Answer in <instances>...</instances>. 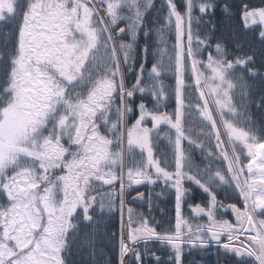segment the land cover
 <instances>
[{
	"label": "snow or ice",
	"instance_id": "obj_1",
	"mask_svg": "<svg viewBox=\"0 0 264 264\" xmlns=\"http://www.w3.org/2000/svg\"><path fill=\"white\" fill-rule=\"evenodd\" d=\"M167 5L166 25L174 22L177 35L175 118L147 111L141 103L139 118L122 130L125 113L131 111L126 98L135 92L156 95L163 91L144 82L142 64L132 90L126 89L121 67L132 69L138 36L144 30L146 14L154 7L153 0H0V23L17 21L15 49L7 54L11 70L7 87L0 94V191L6 200L0 204V264H66L64 254L81 223L93 222L89 212L94 211V205L99 202L101 210L107 207L111 211L118 194L122 212L126 190L160 180L171 182L176 190L174 232H157L147 217L129 208L127 242L123 216L121 219L120 264L128 254L134 264H142L136 245L153 240L171 245L177 261L181 245L208 246L215 241L226 251L251 258L253 264H264V219L259 218L264 216V142L256 143L253 135L234 123L241 114L233 101L236 85L230 78L237 66L253 63V56L228 60L217 44V57L209 53L206 62L196 59L199 46L207 40L196 36L198 47L193 48V8L207 13L214 5L207 0L198 4L186 0L184 14L173 0H167ZM242 19L246 28L249 22L264 25V7L245 6ZM124 35L130 39L123 40ZM259 36L264 38V31ZM147 51L145 47V54ZM4 55L0 53V59ZM186 56L190 59L191 87L198 91L201 102L194 107L211 128L209 135L215 137L220 156L227 163L228 178L209 167L202 182L185 171L193 165L182 140L196 144L186 136L182 124ZM158 75L153 65L148 79ZM117 98L119 123L111 120ZM146 118L154 122L153 129L162 122L175 129L174 171L154 158L152 129L143 125ZM102 126L112 138L101 132ZM222 133L230 152L224 147ZM237 145L247 150L246 165L240 162ZM134 150H138L139 159ZM184 180L194 182L210 196L207 207L190 206L195 218L206 219L205 224H193L181 216ZM217 182L233 183L242 198L243 208L229 205L236 223L217 219L218 201L212 191ZM116 183V192L99 191L98 186ZM143 196L138 193V198ZM241 236L246 239L241 240Z\"/></svg>",
	"mask_w": 264,
	"mask_h": 264
},
{
	"label": "trees",
	"instance_id": "obj_2",
	"mask_svg": "<svg viewBox=\"0 0 264 264\" xmlns=\"http://www.w3.org/2000/svg\"><path fill=\"white\" fill-rule=\"evenodd\" d=\"M200 2L203 0H193L194 4ZM207 2L214 5V9L207 13H201L198 8H193L191 23L193 45L198 47L195 42L196 36L207 40L205 45L199 46L206 59L209 53H216L217 44H220L224 49L228 60L253 56V63L247 66H237L245 90H239V97L235 100L236 107H240L239 113L241 114L235 120V124L253 135L256 138V143L264 142V38L259 36L260 31H264V29L261 26L251 25L246 28L242 19L245 6L249 9L261 8L264 7V0H207ZM173 3L176 4L177 10L181 14L185 13L186 0H173ZM153 5L154 7L146 14L144 30L138 36L132 69L125 68L126 81L130 88L136 83L141 64L143 68L145 66V69H150V65L154 64L155 56L153 54L157 50L164 49L167 44L177 45L175 32L171 25H166L167 0H153ZM16 27L17 21L0 23V53L5 54L3 59H0V94L7 87L11 70L7 54L15 49ZM145 32L147 35L144 34ZM124 37L128 38L127 35ZM186 40L185 36V42ZM145 47L148 49L147 54L144 52ZM248 69H252L255 75ZM194 94L196 96V92ZM141 103L148 104L150 107L151 97L142 99L139 94L135 93L134 99L131 101L134 113L130 122L137 117L138 107ZM101 131L105 133L103 128ZM209 132L211 133V130ZM192 133L191 138L196 141V144H192L193 158L199 163L198 167H203L205 163L200 152L213 153L215 151L214 140H209L208 137L206 143L209 144V147H200L198 146L202 143L200 136L196 131H192ZM245 163L246 161L242 162L243 165ZM191 171H193V167ZM170 184L148 183L127 190L125 197L127 219L128 209L131 208L134 213L147 217L157 232L161 234L173 233L176 218V190ZM182 187L185 189V194L181 198L183 218L192 214L190 206L200 204L207 207L210 201L208 193L192 183H186ZM118 189L119 184H114L111 187L105 186L99 191L116 192ZM138 193H143L144 196L138 198ZM215 194L218 201L216 214L224 220L236 223L235 213L229 205L234 204L243 208L238 191L234 186L228 184ZM119 201L120 197L117 194L111 211L107 207L101 210L99 202L94 205V211L90 210L89 212L93 216V222L91 224L81 223L80 230L72 238L70 247L64 254L66 264H120L122 212ZM5 203V194L0 191V204ZM259 218L264 219V216ZM126 233L128 235L127 227ZM240 239L245 240L246 236H242ZM234 243L239 244V241H234ZM136 247L141 252L142 264H253L251 258L239 257L233 252L226 251L215 241H211L208 246L187 243L181 245L182 252L179 261H177L175 250L171 245L156 240L147 244L141 241ZM156 257H159V260ZM124 258L123 264H134L132 255H126Z\"/></svg>",
	"mask_w": 264,
	"mask_h": 264
},
{
	"label": "rangeland",
	"instance_id": "obj_3",
	"mask_svg": "<svg viewBox=\"0 0 264 264\" xmlns=\"http://www.w3.org/2000/svg\"><path fill=\"white\" fill-rule=\"evenodd\" d=\"M122 25L123 24H121L120 26L122 27ZM249 25L261 26L264 29V25H260V24L252 25L250 22H249ZM171 27H172V30L175 32V36L177 39L174 22L171 24ZM186 27H187V22L185 23V28ZM124 36L122 37L123 40L128 41L130 39V37H128V36H127L128 38L125 39L126 37H124ZM186 42H187V40H186ZM186 42H185V44H186ZM193 48L196 49L197 46L193 45ZM175 55H176V46L169 45V44L165 45L164 49L157 50L153 54V56H155L153 65L157 66V69L159 71V75L155 76L152 80L148 79V74L151 72L153 65L152 64L150 65L151 66L150 69H145V66L143 68V80H144V82L149 83V84L154 83L157 85L158 88L162 87V89H163L162 92H159L156 95H154L152 91H146L144 93L135 92L137 95L139 94L140 98H142V99L146 98V97H151V103H150L151 106L150 107L148 104L143 103L146 106L147 111L153 112L155 114H166L168 116L173 117V119L175 118V113H176V109L178 106L177 100H176V95H175V89H176ZM211 55L213 57H217V53H215V54L211 53ZM196 59H198L200 61H205V62L207 61L205 56H203V52H202V49L200 47H199V52L196 55ZM144 62L146 63L145 59H144ZM121 67H122V70L124 72L125 87L128 90H132V88L129 87V85L126 81V77H127L126 69L123 65ZM201 68H202V65H201ZM139 74H140V71H139ZM205 75H207V73H205ZM239 76L240 75L238 73V67H236L234 69L231 77H230L232 79L233 83L236 85V87L232 93L234 103H235V100L238 99V97H239V93H240L239 90H245L244 82L242 81V79ZM184 79H185L186 87L184 89L183 95H184V103H185L186 107L183 109L184 116L182 119V124L186 130V136H188L192 140V138H191L193 136L192 131H196L197 135L200 136V138L202 140L201 144L204 147H209V144L206 143L207 138L209 137V140L210 139L214 140L213 148L215 149V151L213 153H211V155H209V153H205L203 151L200 152L205 164L203 165V167H198L199 163L196 160H194V158H193L192 144H189L188 139L182 140L181 146L184 149L186 156L191 159L192 165H193V171H191L187 168L185 169V171L186 172L190 171V174L197 175V178L201 179L202 182L205 180V170L208 169L209 167L211 168L212 172H215L218 170L221 172V174H223L226 178H228L229 174L227 172V163L225 161H223L221 156H220V151L216 147L215 137L209 135L210 134L209 131L211 130V128L208 125V122L200 116L199 112L194 107L195 104L201 103V102L198 99V91L194 87H191V85L193 84V81H192V78L190 75V59L187 56L185 57V76H184ZM194 92H196V96H195ZM135 93H134V96H135ZM134 96L132 98H126V104L129 108H131V111L125 113L124 120H123L122 124H120L122 130L131 127L135 123V121L139 118V111H138L137 117L135 119H133L128 124H127V122H125L128 118L131 119V117L134 113L133 106L131 104V101H132V99H134ZM119 106H120V101L117 98L116 103L114 105V110L111 114V120L113 122H118L116 114H115V108L119 107ZM235 106H236V103H235ZM236 108H237V111L239 112L240 107H236ZM153 123L154 122L151 121L150 118H146L145 122H143V125L152 129L150 136H151L154 158L161 160V162H162L161 166L167 168L168 171H174L175 170V167H174L175 147H174L173 141L175 138V129H173L171 127V125H168V124L163 123V122L160 125H158L156 128L153 129ZM234 123H235V121H234ZM127 125H128V127H127ZM101 128H103V130L105 132V133H103L101 131L103 134L108 135L109 138H112L111 134L109 132H107L103 126ZM187 142H188V144H187ZM236 151L240 154L241 164L243 161H246V163L244 164V165H246L248 163V159H249V157L247 155V150L243 147V145H237ZM133 155L136 156L137 159H139L138 150H134ZM125 156H126V163H127L128 153H127L126 136H125ZM197 168H199V170H197ZM198 171H200V173H199L200 175L198 174ZM158 182H162L163 184H165L162 180H160ZM170 183L171 182H169L168 184H170ZM186 183L195 184L194 182L184 180L182 183V186L185 185ZM116 184H119V183H116ZM144 184H148V183H144ZM229 184H231V186H234L233 183H229ZM170 186H171V184H170ZM224 186H226V185L217 182L216 185L212 187V191L216 193L217 191H220ZM104 187L105 186H98L99 190L104 188ZM202 191H203V189H202ZM105 203H107V202L105 201ZM216 216H217L218 220H224L219 215L216 214ZM188 218H189V222H191L193 224L199 222L197 220V218H195V216L190 215ZM186 220H188V219H186ZM194 221H195V223H194ZM127 237H128L127 233L124 232L125 242H127ZM128 255H131V254H128Z\"/></svg>",
	"mask_w": 264,
	"mask_h": 264
},
{
	"label": "bare ground",
	"instance_id": "obj_4",
	"mask_svg": "<svg viewBox=\"0 0 264 264\" xmlns=\"http://www.w3.org/2000/svg\"><path fill=\"white\" fill-rule=\"evenodd\" d=\"M209 107L212 108L213 106L212 105H209ZM213 115L214 116L216 115L215 111H213ZM221 139L224 141V147L225 148H228L229 149V152H230V145L228 144L227 139H226V137H224L223 133L221 135Z\"/></svg>",
	"mask_w": 264,
	"mask_h": 264
},
{
	"label": "crops",
	"instance_id": "obj_5",
	"mask_svg": "<svg viewBox=\"0 0 264 264\" xmlns=\"http://www.w3.org/2000/svg\"><path fill=\"white\" fill-rule=\"evenodd\" d=\"M192 216H195V214L193 213V211H192V214H191ZM190 216V215H189ZM189 216H186V217H184L185 219H188V221H189ZM194 223H195V221H194ZM199 223V222H198ZM206 223V219H204V218H202V221L200 222V224H205Z\"/></svg>",
	"mask_w": 264,
	"mask_h": 264
},
{
	"label": "built area",
	"instance_id": "obj_6",
	"mask_svg": "<svg viewBox=\"0 0 264 264\" xmlns=\"http://www.w3.org/2000/svg\"><path fill=\"white\" fill-rule=\"evenodd\" d=\"M124 194H125V192H124Z\"/></svg>",
	"mask_w": 264,
	"mask_h": 264
}]
</instances>
